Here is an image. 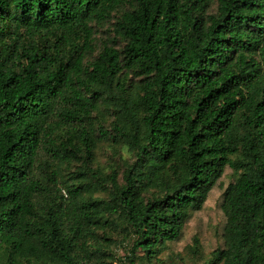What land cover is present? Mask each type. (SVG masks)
Returning a JSON list of instances; mask_svg holds the SVG:
<instances>
[{
	"label": "trees",
	"instance_id": "16d2710c",
	"mask_svg": "<svg viewBox=\"0 0 264 264\" xmlns=\"http://www.w3.org/2000/svg\"><path fill=\"white\" fill-rule=\"evenodd\" d=\"M227 167L264 264V0H0V264H164Z\"/></svg>",
	"mask_w": 264,
	"mask_h": 264
},
{
	"label": "rangeland",
	"instance_id": "374dc122",
	"mask_svg": "<svg viewBox=\"0 0 264 264\" xmlns=\"http://www.w3.org/2000/svg\"><path fill=\"white\" fill-rule=\"evenodd\" d=\"M106 32V28L100 27L96 32V37H105L108 35ZM104 152L105 150L99 152L102 159ZM232 178L231 169L225 168L222 177L210 191L202 208L190 212L182 234L178 239L167 244L159 260H163L164 264H202L213 250L217 247H224L223 234L229 224L224 207V197ZM194 237L200 245L198 256H193L190 250Z\"/></svg>",
	"mask_w": 264,
	"mask_h": 264
},
{
	"label": "built area",
	"instance_id": "2783aa9c",
	"mask_svg": "<svg viewBox=\"0 0 264 264\" xmlns=\"http://www.w3.org/2000/svg\"><path fill=\"white\" fill-rule=\"evenodd\" d=\"M113 264H127L126 256L122 251L118 252Z\"/></svg>",
	"mask_w": 264,
	"mask_h": 264
}]
</instances>
